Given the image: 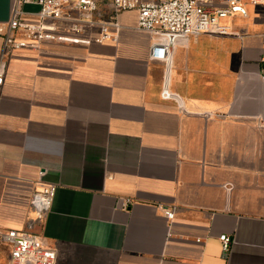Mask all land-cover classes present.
Instances as JSON below:
<instances>
[{
  "label": "crops",
  "instance_id": "0c3cea01",
  "mask_svg": "<svg viewBox=\"0 0 264 264\" xmlns=\"http://www.w3.org/2000/svg\"><path fill=\"white\" fill-rule=\"evenodd\" d=\"M240 1L228 34L179 41L169 66L151 58L157 37L134 10L116 39L10 53L0 227L25 228L31 195L53 184L36 231L57 264H264V1ZM13 6L0 0V25ZM166 81L176 98L162 97Z\"/></svg>",
  "mask_w": 264,
  "mask_h": 264
},
{
  "label": "built area",
  "instance_id": "2783aa9c",
  "mask_svg": "<svg viewBox=\"0 0 264 264\" xmlns=\"http://www.w3.org/2000/svg\"><path fill=\"white\" fill-rule=\"evenodd\" d=\"M264 0H251L258 4ZM35 3L38 13H25L24 3ZM137 11V29L153 34L157 40L150 48L154 60L170 65L179 41L204 33L226 35L230 27L222 19L232 14L246 15L240 0H14L11 17L0 25L3 46L0 53V86L4 82L2 61L20 50L42 51L47 43H102L117 38L120 28L118 15ZM259 79L264 82V66ZM161 95L176 98L167 81ZM56 186L43 184L30 197L33 214L23 229L0 227V258L7 264H57L58 251L36 231L53 202ZM130 199L122 202L127 208ZM164 215L173 220L175 207L162 206ZM223 254L227 255L232 237H219Z\"/></svg>",
  "mask_w": 264,
  "mask_h": 264
},
{
  "label": "rangeland",
  "instance_id": "374dc122",
  "mask_svg": "<svg viewBox=\"0 0 264 264\" xmlns=\"http://www.w3.org/2000/svg\"><path fill=\"white\" fill-rule=\"evenodd\" d=\"M31 215H33V214L30 212V209H29V213L27 214L26 217H29V216H31ZM26 219H27V218H26ZM0 264H7V263H6V260L0 258Z\"/></svg>",
  "mask_w": 264,
  "mask_h": 264
}]
</instances>
